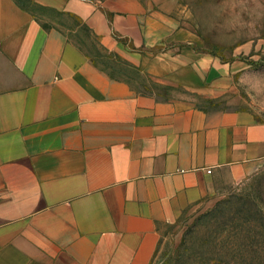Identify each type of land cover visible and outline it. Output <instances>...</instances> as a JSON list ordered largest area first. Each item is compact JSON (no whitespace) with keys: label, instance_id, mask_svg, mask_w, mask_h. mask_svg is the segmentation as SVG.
Returning <instances> with one entry per match:
<instances>
[{"label":"crops","instance_id":"obj_1","mask_svg":"<svg viewBox=\"0 0 264 264\" xmlns=\"http://www.w3.org/2000/svg\"><path fill=\"white\" fill-rule=\"evenodd\" d=\"M26 1L43 13L0 0V264H154L189 207L264 163L249 65L176 0Z\"/></svg>","mask_w":264,"mask_h":264},{"label":"rangeland","instance_id":"obj_2","mask_svg":"<svg viewBox=\"0 0 264 264\" xmlns=\"http://www.w3.org/2000/svg\"><path fill=\"white\" fill-rule=\"evenodd\" d=\"M176 1L209 50L249 65L242 66L236 100L264 124V0ZM240 47L242 53L232 56ZM154 264H264V163L189 207L164 233Z\"/></svg>","mask_w":264,"mask_h":264}]
</instances>
